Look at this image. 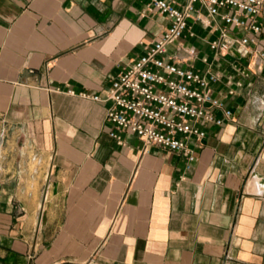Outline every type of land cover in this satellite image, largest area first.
<instances>
[{"label":"crops","instance_id":"0c3cea01","mask_svg":"<svg viewBox=\"0 0 264 264\" xmlns=\"http://www.w3.org/2000/svg\"><path fill=\"white\" fill-rule=\"evenodd\" d=\"M187 20L165 58L216 73L231 111L188 142L190 164L131 134L117 144L110 103L81 96H103L166 29L147 0H0V118L33 154L4 161L0 264H264V58L217 54L223 23ZM257 20L264 50V5Z\"/></svg>","mask_w":264,"mask_h":264},{"label":"built area","instance_id":"2783aa9c","mask_svg":"<svg viewBox=\"0 0 264 264\" xmlns=\"http://www.w3.org/2000/svg\"><path fill=\"white\" fill-rule=\"evenodd\" d=\"M147 1L152 10L168 20L166 29L144 54L113 78L103 96H81L110 103L105 121L111 125L109 136L117 144L124 145L121 133L131 134L146 148L180 153L190 164L195 157L188 142L204 138L208 125H223L231 111L210 90L219 76L213 72L204 76L168 61L167 47L182 37L187 19L199 21L207 28L218 19L224 26L216 28L219 35L209 44L210 49L221 54L241 47L261 60L264 50L254 45L261 29L257 19L264 0H184L181 5L173 0ZM214 110L221 112L222 119L214 115Z\"/></svg>","mask_w":264,"mask_h":264},{"label":"rangeland","instance_id":"374dc122","mask_svg":"<svg viewBox=\"0 0 264 264\" xmlns=\"http://www.w3.org/2000/svg\"><path fill=\"white\" fill-rule=\"evenodd\" d=\"M31 142L32 140H27V137L24 135V132L19 129L18 125H9L8 121L0 118V180L4 178V161L8 162L12 159L20 160L22 157L26 158L28 154L30 155V159L33 158V154L30 150ZM21 144H27V153L19 152ZM31 167H34V163ZM4 184L5 183H0V189L3 186L5 189L6 185ZM74 262L78 264H93L92 261L80 262L75 260Z\"/></svg>","mask_w":264,"mask_h":264},{"label":"water","instance_id":"95a60500","mask_svg":"<svg viewBox=\"0 0 264 264\" xmlns=\"http://www.w3.org/2000/svg\"><path fill=\"white\" fill-rule=\"evenodd\" d=\"M62 264H71V263H62ZM75 264V263H74Z\"/></svg>","mask_w":264,"mask_h":264}]
</instances>
